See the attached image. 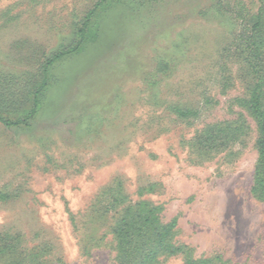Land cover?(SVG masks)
I'll return each mask as SVG.
<instances>
[{
    "label": "rangeland",
    "instance_id": "374dc122",
    "mask_svg": "<svg viewBox=\"0 0 264 264\" xmlns=\"http://www.w3.org/2000/svg\"><path fill=\"white\" fill-rule=\"evenodd\" d=\"M99 1L0 0V264H264V0Z\"/></svg>",
    "mask_w": 264,
    "mask_h": 264
},
{
    "label": "trees",
    "instance_id": "16d2710c",
    "mask_svg": "<svg viewBox=\"0 0 264 264\" xmlns=\"http://www.w3.org/2000/svg\"><path fill=\"white\" fill-rule=\"evenodd\" d=\"M108 1H114V3H119L122 0H100L98 3V6H102L105 5L106 2ZM92 13V12H91ZM90 13V14H91ZM255 19L257 21L261 20L260 15L255 16ZM261 23H257V25H260ZM87 27V24L84 25L83 29L81 30V39L84 40L86 39L85 35V29ZM256 28H259V26H257ZM84 42V41H83ZM82 44V43H81ZM80 44H78V47L73 48V50H77L79 49ZM66 53L69 52H61L56 54L55 56H53L52 58H50L47 63L44 65V80L43 83L41 84V87L37 90V93H42V91L47 87V83H46V78L48 75V71L50 70V65H52L53 63H55L57 60L61 59L64 55H66ZM261 79H257V82H260ZM261 85L260 84H256L254 90L251 92L250 94V98L248 100V109H249V113L250 115L253 116L254 120L256 121L257 124V128H258V137L256 139L255 142V147L257 149L258 152V160H257V164L254 170V180H253V188H252V193L259 199L264 200V98H263V91L261 90ZM33 107L31 108L30 111L25 112L24 117L21 121L18 120L17 122H9L7 120H4L1 115H0V122L7 125V126H11V125H21V124H25L26 123V118L30 119L32 118L36 112H38L39 108L41 107L40 103L35 100L32 103ZM175 226V222L172 221L171 224L169 226H166L163 228V232L160 234L159 236V241L158 243H163L165 242L168 237L169 234L172 230V228ZM121 232V231H120ZM122 236V232L119 234V237ZM158 247H161L160 245H157ZM156 249H160V248H156ZM172 249V250H171ZM163 251L168 252L170 255L173 253H176L175 249L166 246L165 249L163 248ZM151 253V251L149 252V254ZM157 251L152 250V258L144 256L143 257V262H141V264H144L146 260L150 259L152 260L154 257L157 256ZM186 264H198L196 262H192L190 260H188L186 262Z\"/></svg>",
    "mask_w": 264,
    "mask_h": 264
}]
</instances>
